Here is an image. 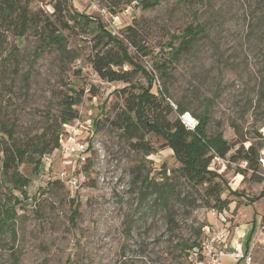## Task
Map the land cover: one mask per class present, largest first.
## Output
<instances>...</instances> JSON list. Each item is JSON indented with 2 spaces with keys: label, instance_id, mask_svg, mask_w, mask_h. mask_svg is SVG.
I'll return each mask as SVG.
<instances>
[{
  "label": "rangeland",
  "instance_id": "rangeland-1",
  "mask_svg": "<svg viewBox=\"0 0 264 264\" xmlns=\"http://www.w3.org/2000/svg\"><path fill=\"white\" fill-rule=\"evenodd\" d=\"M111 1L98 0L95 11L84 0H69L71 10L88 18L69 21L70 28L63 27L67 15L53 13L56 0L30 3L64 35L66 50L50 44L38 55L42 43L49 41V27H38L21 39V65L24 70L32 65L33 71L27 92L19 89L13 99L20 130L39 133L45 115L60 111L69 87L83 89L78 117L63 126L62 138L85 141L88 152L83 164L56 150L43 157L37 172L31 163L19 165L30 179L28 197L14 208L15 238L6 231L0 235V264H198L203 240L223 230L225 251L239 246L250 260L237 262L225 255L222 264H264V194L258 196L264 181L254 182L249 171L245 176L237 172V163L214 158L210 166L226 184L220 197L228 201L217 211L204 195L205 183L192 186L181 176L179 162L162 146L161 137L147 134L151 149L145 151L121 136L110 122L123 107L126 92L121 89L128 83L99 78L90 63L99 21L154 75L153 92L166 89L175 105L186 102L190 111L180 119L184 115L193 123L191 113L200 112L210 99L208 135L221 131L232 146L229 153L251 142L264 148V103L258 93L264 82V0H162L148 9L133 1L110 12ZM193 12L205 33L172 64L169 79L162 83L154 65L169 49L164 45L169 34L189 23ZM128 26L135 32L126 30ZM127 39L136 40L147 55L136 52ZM122 69L132 67L123 64ZM130 81L147 85L140 73ZM164 109L159 108L162 115ZM174 111L168 119L176 116ZM61 170L82 172L84 183L74 192L63 183L52 184ZM143 179L150 185L145 197ZM162 185L168 187L166 203L152 189ZM227 187L238 194H230ZM4 191L0 182V201ZM14 194L21 196L16 190ZM193 241L199 244L190 248Z\"/></svg>",
  "mask_w": 264,
  "mask_h": 264
},
{
  "label": "trees",
  "instance_id": "trees-1",
  "mask_svg": "<svg viewBox=\"0 0 264 264\" xmlns=\"http://www.w3.org/2000/svg\"><path fill=\"white\" fill-rule=\"evenodd\" d=\"M31 1L0 0V182L5 187L3 201H0V235L6 231L12 239L16 236L14 208L22 199L28 197L27 187L30 183V179L20 173L18 167L22 163H31L37 172L42 165L43 157L61 148L64 142L62 138L63 126L77 119L76 106L83 95V89L75 90L69 87L70 93L62 97L60 111L56 115L49 113L45 115L39 133L20 130L13 99L16 98L19 89L27 92L30 75L33 71L32 65L26 70L21 65L19 50L21 39L31 30L38 27L44 29L49 27L50 32L47 39L49 41L47 45L46 42L42 43L43 47L38 55H41L50 44H55L59 50H66L63 43L64 35L58 32L54 22L50 21L47 16H41V11L35 12L31 9ZM133 1L138 2L141 8L148 9L153 8L162 0H112L109 11L116 12L115 8L120 4H129ZM179 1L186 2L185 0ZM53 10V13L67 15L66 22L63 23L64 28H70L69 21L77 22L82 19L85 22L88 19L87 15L71 10L69 0H56ZM97 29L98 33L93 45L94 52L90 59L91 67L103 80L128 83V87L121 89L122 92H126L123 107L116 111L115 117L110 123L120 130L121 136L128 140L134 148L145 151L151 149L145 139L149 133L161 137L162 146L170 148L179 162L178 171L181 176L192 186L205 183L204 195L212 200V206L217 211L222 210L228 201L220 197L225 182L221 175L210 166L214 158L226 159L228 162L234 163L245 161V168H240L237 165V172L245 176L249 171L252 181H263L258 165V147L260 146L252 142L246 147L241 144L232 153H229L232 146L223 137L221 131L211 135L207 134V125L210 120V99L206 100L207 103L203 104L200 112L191 113L196 119L192 130L186 128L179 117L190 111L184 100L177 101L174 111L176 116L168 119L167 116L173 109L167 98V90L157 88L153 92L154 75L136 63L124 40L106 30L99 21ZM126 30L135 32L132 26H128ZM204 33V25L198 21L196 13L193 12L189 23L177 33L169 34V40L164 43L169 49L166 55L154 65L162 83L169 79L168 69L172 64ZM11 37L16 38L15 43L9 41ZM127 41L140 55H147L148 51L137 45L136 40L127 39ZM123 64L130 65L132 69L123 70ZM135 73H140L146 79V86L131 83V77ZM258 93L259 101L264 103V82ZM161 107L165 108L164 115L159 110ZM142 181V192L145 197L146 190L150 185L145 179ZM52 184H62V182L57 178L52 181ZM227 188L230 194H238L237 191ZM152 189L160 201L164 203L168 201L166 185ZM14 190L18 191L21 196L14 194ZM263 194L264 192H261L258 196ZM256 197H252L251 200ZM71 219L74 221L73 214ZM191 244L190 248H194L199 243L193 241Z\"/></svg>",
  "mask_w": 264,
  "mask_h": 264
},
{
  "label": "built area",
  "instance_id": "built-area-1",
  "mask_svg": "<svg viewBox=\"0 0 264 264\" xmlns=\"http://www.w3.org/2000/svg\"><path fill=\"white\" fill-rule=\"evenodd\" d=\"M87 3V6L92 10L97 11L98 0H84ZM170 105L173 110L176 109V105L170 101ZM186 119V118H185ZM183 117H181V121L188 129H193L196 120L193 123H188ZM66 156L73 157L77 164H83L87 159V144L85 141L75 138L73 136L68 137L63 142V145L59 149ZM238 166L245 168L246 162L240 161L237 163ZM258 165L260 170V175L262 180L264 181V148L259 149L258 151ZM57 178L70 190L76 191L84 183V174L82 172H73L67 173L65 170L58 171ZM226 234L223 231L213 232L211 236H209L206 240L202 242V256L199 260L198 264H222L221 257L225 255H230L233 257L235 261L245 260L249 261L250 257L248 254H242L240 248L236 247L234 251L228 253L225 251V247L227 246ZM216 243V244H215ZM220 244L221 246H217Z\"/></svg>",
  "mask_w": 264,
  "mask_h": 264
},
{
  "label": "crops",
  "instance_id": "crops-1",
  "mask_svg": "<svg viewBox=\"0 0 264 264\" xmlns=\"http://www.w3.org/2000/svg\"><path fill=\"white\" fill-rule=\"evenodd\" d=\"M227 241H229V239H228ZM231 246H232V244H231ZM236 247L239 248V246H235V247L232 246V249H234V248H236ZM228 253H230V251H229Z\"/></svg>",
  "mask_w": 264,
  "mask_h": 264
},
{
  "label": "bare ground",
  "instance_id": "bare-ground-1",
  "mask_svg": "<svg viewBox=\"0 0 264 264\" xmlns=\"http://www.w3.org/2000/svg\"><path fill=\"white\" fill-rule=\"evenodd\" d=\"M187 118H188V120H192V118L190 116H188V115H187Z\"/></svg>",
  "mask_w": 264,
  "mask_h": 264
}]
</instances>
